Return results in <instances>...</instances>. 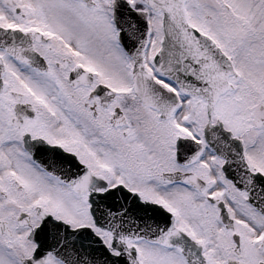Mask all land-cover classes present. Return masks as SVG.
<instances>
[{
  "label": "snow or ice",
  "instance_id": "snow-or-ice-1",
  "mask_svg": "<svg viewBox=\"0 0 264 264\" xmlns=\"http://www.w3.org/2000/svg\"><path fill=\"white\" fill-rule=\"evenodd\" d=\"M0 264H264V0H0Z\"/></svg>",
  "mask_w": 264,
  "mask_h": 264
}]
</instances>
